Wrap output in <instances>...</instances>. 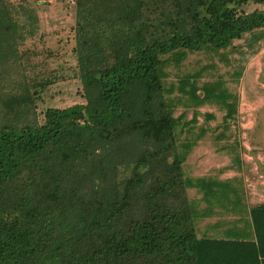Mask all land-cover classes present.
<instances>
[{"label": "trees", "instance_id": "obj_1", "mask_svg": "<svg viewBox=\"0 0 264 264\" xmlns=\"http://www.w3.org/2000/svg\"><path fill=\"white\" fill-rule=\"evenodd\" d=\"M79 2L84 102L48 107L39 123L35 96L53 79L22 49L38 22L25 0H0V264H264V202L247 210L239 178L187 175L206 129L193 131L198 111L174 114L216 104L232 125L237 99L224 79L199 84L203 69L181 65L247 33L254 47L264 8L244 6L264 0ZM222 213L237 217L221 236L200 231Z\"/></svg>", "mask_w": 264, "mask_h": 264}, {"label": "rangeland", "instance_id": "obj_2", "mask_svg": "<svg viewBox=\"0 0 264 264\" xmlns=\"http://www.w3.org/2000/svg\"><path fill=\"white\" fill-rule=\"evenodd\" d=\"M24 4L32 10L39 26L38 34L28 39L22 46L24 51L29 49L36 54L31 60L32 65L28 67L39 75L53 79L47 89L35 96L34 116L42 123L46 108H63L84 102L77 55L74 51V28L81 11L79 9L81 3L75 5L67 0H25ZM254 8L263 9L264 2H251L244 6L246 12ZM22 17L26 19V14L23 13ZM249 37V33L245 34L242 39L234 41V48L229 47L217 54L206 51L188 54L181 65V72L203 69L199 84L222 78L225 86L235 94L237 104L238 97L244 95L250 101L261 105L260 99L262 100L264 96V87L261 86L264 84V38L251 48L247 45ZM248 62H253V67L256 66L257 70L254 68L256 71L247 81L242 73ZM169 70L171 71L169 80H173L176 70L174 68ZM237 71H241V75L236 79ZM183 111H186V120L192 117L194 111H198L197 123L193 126L194 133L199 131V127L206 129L204 137L187 157L184 164L185 173L191 177L220 179L221 175L233 177L238 169L245 173L247 181L238 182L235 180L238 178H232L231 180L236 181H233L234 185L242 191L253 187L256 189L257 167L262 166L258 156L262 157L264 153V107L256 112V125H251L249 129L244 128L235 119L232 125L225 128L222 124L224 110L216 104H205L198 108L179 105L174 114L179 115ZM205 113H212L214 118L205 121ZM31 117V114L27 116L30 119ZM241 165L242 168L239 167ZM236 175L238 177V174ZM189 195L199 196L194 189L189 190ZM236 217L229 213L215 214L200 222V231L203 232L206 224L217 222L213 227L208 225L206 234L221 236V231L232 225Z\"/></svg>", "mask_w": 264, "mask_h": 264}, {"label": "crops", "instance_id": "obj_3", "mask_svg": "<svg viewBox=\"0 0 264 264\" xmlns=\"http://www.w3.org/2000/svg\"><path fill=\"white\" fill-rule=\"evenodd\" d=\"M253 64H254L253 62H248L246 67H245V70H243L242 74L245 75V79L247 81L250 79V77L253 76L254 72L257 70L256 66L253 67ZM242 77H244V76H241V78ZM261 86L264 87V84H261ZM238 98H239V100H238V104H237V108H236V114H235L234 119H235V121L240 123L242 126H244V128L249 129L251 125H253V124L256 125V122H257L256 112L258 110H260V108L264 107V101H263L264 96H263L262 100L260 98H258V99H260L261 105L256 104V102L250 101L244 95H240ZM244 98H245V100H244ZM253 117H255L254 120L252 119ZM258 160L260 161L262 166L260 165L257 167L258 177H257L256 189H255V187H253V189H243V191H242L243 196L241 198V202H242V205L247 210L249 208L253 207L254 205L258 204V203L264 202V153H262V157L258 156ZM239 167L242 168V165ZM236 174H238V177ZM219 178H220V180H231L232 178L233 179L239 178L240 180H242V182L247 181V177H246L245 173H243V171L238 170V169L236 170V172H234L233 177L229 176V175H224V176L221 175V177H219ZM208 225H209V227H213L216 225V222L213 224H206L207 229H208ZM207 229L204 228L203 232L206 231Z\"/></svg>", "mask_w": 264, "mask_h": 264}, {"label": "built area", "instance_id": "obj_4", "mask_svg": "<svg viewBox=\"0 0 264 264\" xmlns=\"http://www.w3.org/2000/svg\"><path fill=\"white\" fill-rule=\"evenodd\" d=\"M71 4H75L76 0H67Z\"/></svg>", "mask_w": 264, "mask_h": 264}]
</instances>
